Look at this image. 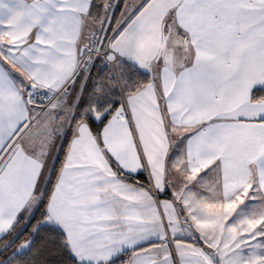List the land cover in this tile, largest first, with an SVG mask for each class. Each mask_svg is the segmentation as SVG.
<instances>
[{"label":"snow or ice","instance_id":"snow-or-ice-1","mask_svg":"<svg viewBox=\"0 0 264 264\" xmlns=\"http://www.w3.org/2000/svg\"><path fill=\"white\" fill-rule=\"evenodd\" d=\"M0 264H264V0H0Z\"/></svg>","mask_w":264,"mask_h":264},{"label":"trees","instance_id":"trees-1","mask_svg":"<svg viewBox=\"0 0 264 264\" xmlns=\"http://www.w3.org/2000/svg\"><path fill=\"white\" fill-rule=\"evenodd\" d=\"M53 259H55V258H53Z\"/></svg>","mask_w":264,"mask_h":264}]
</instances>
